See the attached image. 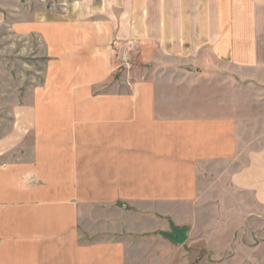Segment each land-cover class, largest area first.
Instances as JSON below:
<instances>
[{
    "label": "crops",
    "instance_id": "0c3cea01",
    "mask_svg": "<svg viewBox=\"0 0 264 264\" xmlns=\"http://www.w3.org/2000/svg\"><path fill=\"white\" fill-rule=\"evenodd\" d=\"M54 1L39 3L29 28L81 121L69 129L136 132L140 141L119 143L136 148L135 194L157 197L151 210L166 213L157 207L163 198L199 197L201 219L178 225L189 228L185 243L204 247L209 264H264V140L245 138L234 113L193 111L189 91L202 73L225 68L248 69L264 84V0ZM128 41L139 50L132 70L119 74L117 55ZM136 220H125L119 235L73 239L57 264H144L145 242L153 241Z\"/></svg>",
    "mask_w": 264,
    "mask_h": 264
},
{
    "label": "rangeland",
    "instance_id": "374dc122",
    "mask_svg": "<svg viewBox=\"0 0 264 264\" xmlns=\"http://www.w3.org/2000/svg\"><path fill=\"white\" fill-rule=\"evenodd\" d=\"M41 2L56 6L53 0H0V264H57V252L71 251L73 239L81 245L119 235L125 220L140 217L141 235L153 241L145 242L144 264H173L174 257L175 264H209L204 247L174 246L160 233L170 228V218L177 226L200 220L199 197L163 198L157 207L171 209L166 213L151 210L157 197L135 194L136 148L119 143L140 141L136 132L69 129L81 121L72 115L68 89L55 83L39 34L29 28ZM215 70L192 83V110L234 113L245 138L263 141L264 84L249 78L254 74L248 69ZM93 141L115 146L93 147ZM136 201L142 215L134 212Z\"/></svg>",
    "mask_w": 264,
    "mask_h": 264
},
{
    "label": "built area",
    "instance_id": "2783aa9c",
    "mask_svg": "<svg viewBox=\"0 0 264 264\" xmlns=\"http://www.w3.org/2000/svg\"><path fill=\"white\" fill-rule=\"evenodd\" d=\"M139 50V44L131 42L127 45V49L121 51L117 55V59L119 61V68L132 69L134 66V56L136 52Z\"/></svg>",
    "mask_w": 264,
    "mask_h": 264
},
{
    "label": "water",
    "instance_id": "95a60500",
    "mask_svg": "<svg viewBox=\"0 0 264 264\" xmlns=\"http://www.w3.org/2000/svg\"><path fill=\"white\" fill-rule=\"evenodd\" d=\"M188 231V227L172 224V231H162V234L176 244H184L188 239Z\"/></svg>",
    "mask_w": 264,
    "mask_h": 264
}]
</instances>
